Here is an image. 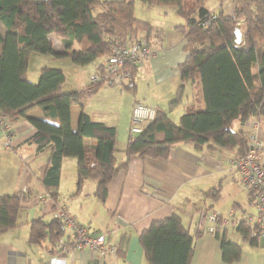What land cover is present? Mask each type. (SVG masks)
<instances>
[{
	"label": "trees",
	"instance_id": "1",
	"mask_svg": "<svg viewBox=\"0 0 264 264\" xmlns=\"http://www.w3.org/2000/svg\"><path fill=\"white\" fill-rule=\"evenodd\" d=\"M144 4L169 5L185 23L177 26L185 39L186 57L177 66L181 84L169 108L180 101L184 84L193 86L194 104L173 122L167 111H158L153 120L143 125L139 134L131 135L116 160V129L94 120L85 110L87 100L102 82L87 88L65 90V72L42 66L36 82L27 75L31 53L69 59L84 66L107 56L111 47L121 46L136 38L138 31L152 28L149 22L135 18L134 0H0V112L11 121L26 118L36 128L30 142L35 152L50 147L40 184L59 206V179L62 161L76 158V189L79 193L86 180H94V195L104 201L107 185L116 174L126 169L132 155L165 159L176 142H191L210 151L244 152L249 133L234 130V120L246 123L264 116V0H235L227 14L222 3L209 10L207 0H140ZM95 8H98L95 11ZM204 21H208L204 24ZM2 26V27H1ZM243 36L236 40L234 30ZM63 42L56 52L48 35ZM130 80L122 87L134 92L137 64L127 65ZM102 70V61L95 67ZM79 108L77 126L71 125V107ZM40 107L43 117L27 116ZM217 199L219 189L205 192ZM25 198L21 195L0 197V233L20 224L18 214ZM255 228L241 221L234 230L241 241L226 237L227 227L217 224L214 235L220 242L222 260L233 263L240 257L242 243L257 244ZM203 230L190 231L181 216L173 213L153 221L143 230L139 245L147 264H190L194 241ZM66 234L60 218L30 221L28 240L51 252ZM67 241V239H62Z\"/></svg>",
	"mask_w": 264,
	"mask_h": 264
},
{
	"label": "crops",
	"instance_id": "2",
	"mask_svg": "<svg viewBox=\"0 0 264 264\" xmlns=\"http://www.w3.org/2000/svg\"><path fill=\"white\" fill-rule=\"evenodd\" d=\"M158 6L165 10L158 14L157 18L141 19L149 22L152 28L148 31H138L136 34V37L147 39L151 48L156 51V56L138 66L137 71L140 70L149 78L154 77L163 91L161 97L151 96V93L145 92L137 95L136 82L132 94L123 92L122 89L125 88L122 86L103 85L94 94L102 93L104 98V103L100 107L102 110L91 111L92 109L87 108L88 101L94 95L85 105V110L94 120L115 127L116 135L120 124L122 127L124 125L118 114L122 102L126 104L128 111V115L124 116V122L128 116L130 118L131 107L136 101L159 106L162 112L167 111L168 117L175 123L186 108L194 104L193 86L187 82L184 84L180 101L169 108L168 103L176 97L177 88L181 84L177 66L186 57L183 48L185 39L177 30V26L184 24L185 20L182 18L181 21L176 7ZM48 37L53 43L54 50L61 52L62 40L54 34H49ZM49 59L56 63L50 65L51 67L60 68L64 72L66 67H69L76 72L69 59H57L52 55ZM101 61L102 58L94 64L93 71L78 84L76 80L80 75L77 77L74 75L71 80L66 76L63 88L65 90L87 88L89 76L96 71L95 67ZM38 77L39 70L36 81ZM184 96L185 100L182 102ZM160 100L165 101V105L160 103ZM112 101H116L117 104L110 109H104ZM78 115L79 108L72 106L71 125L74 129L77 126ZM27 116L43 117V111L40 107H35L27 112ZM234 121L239 123L235 130L248 133L256 131L257 137L264 143V116L253 117L244 124L238 120ZM255 123L256 129L253 127ZM10 125L15 137L10 148L4 146V130L0 128V197L16 194L23 196L25 201L18 214L20 224L0 233V264H147L138 241L140 233L153 221L161 220L173 213L181 216L182 222L190 231L194 228L204 231L194 241L190 264H264V236L257 237L255 246L242 243L239 259L233 263H226L222 260L219 240L214 234L205 231L206 214L209 210L226 213L230 208H235L237 215L254 210L252 194L239 185L238 174L229 163V159L237 152L210 151L206 147L197 148L191 142H176L171 146L165 159L132 155L126 169L120 170L108 183L104 201H100L94 195L96 188L94 180H86L81 191L74 195L77 179L76 158H65L60 169L59 206L54 211L53 201L40 184L50 147L35 152V145L30 142V138L35 134L36 128L28 119L19 118L11 121ZM128 137L129 130L125 142ZM118 152L121 150L116 152V160L119 162L124 157L122 153L121 156L117 155ZM257 157L264 166V146ZM66 166L68 175L65 177ZM213 188L219 189L217 199L205 195L206 191ZM61 207H65L90 233H105L110 243L115 246V252L104 257L93 255L87 249L52 254L46 249L49 245L47 240L43 242L44 247L30 243L28 240L30 221L38 217L49 221L56 216ZM65 232L62 239L69 238V230ZM226 237L231 241H241V236L233 226H227Z\"/></svg>",
	"mask_w": 264,
	"mask_h": 264
},
{
	"label": "built area",
	"instance_id": "3",
	"mask_svg": "<svg viewBox=\"0 0 264 264\" xmlns=\"http://www.w3.org/2000/svg\"><path fill=\"white\" fill-rule=\"evenodd\" d=\"M208 21H204L206 24ZM154 51L145 37H136L121 46H112L110 53L102 60V70L95 71L89 76V82H102L107 87H120L130 80V71L127 65L140 66L154 58ZM161 111L157 105H146L136 101L131 107L130 128L131 135L139 134L143 125L154 119L156 113ZM10 119L0 112V128L4 130L6 148L14 144V135L11 130ZM256 129V123L253 124ZM264 143L256 135L250 132L244 152L235 153L230 159L231 167L238 174L239 185L252 194L253 212L237 215L235 208H230L226 213L209 210L206 214L207 226L205 231L213 234L217 224L223 227L237 226L241 221L251 225L254 229L253 236H264V166L258 160V152ZM56 216L61 219L65 230L70 235L67 241L59 240L56 243V253H65L70 250L87 249L93 255L104 257L115 252V246L110 243L105 233H90L84 225L78 223L76 218L68 213L65 207H61Z\"/></svg>",
	"mask_w": 264,
	"mask_h": 264
},
{
	"label": "rangeland",
	"instance_id": "4",
	"mask_svg": "<svg viewBox=\"0 0 264 264\" xmlns=\"http://www.w3.org/2000/svg\"><path fill=\"white\" fill-rule=\"evenodd\" d=\"M222 3L223 10L227 13L230 14L232 12V7L233 4L235 3V0H207L205 2L206 7L209 10H216L219 7V4ZM98 8H95V11H97ZM165 9L160 8L158 5H148L142 3L140 0H134V16L137 19H155L158 17V14L162 13ZM182 21V17H181ZM184 21V19H183ZM2 27V26H1ZM50 55L48 54H38V53H31L30 59H29V66H28V78L32 82H36L37 75H38V70L40 69L41 66L43 65H56L52 59H49ZM70 62V61H69ZM96 62H99V59H96L95 61L88 63L84 66L72 64L73 68H75V71H72L73 69L66 67L65 69V75L69 76V80H71V77H74V75L77 77V75H80L78 79L76 80V83H80L81 79H84L87 74L91 73L94 69V64ZM54 63V64H53ZM140 67V66H139ZM75 73V74H74ZM71 75V76H70ZM71 82V81H69ZM135 82L137 84V95L142 94L143 92L147 94H152L151 96H158L161 97L160 95L162 94V90L160 86L155 82L154 77L149 78L148 76L142 74V72L139 70L136 73L135 77ZM123 92H126L127 94H132V90H125L122 89ZM91 98V97H90ZM103 95L102 93H99L97 95H94L89 101H88V109H92L91 111H98L102 110L101 104L104 103L103 100ZM185 96L182 102H184ZM159 101V100H158ZM119 102V101H118ZM120 103V102H119ZM160 103L165 105V101L160 100ZM117 104L116 101H112L111 104H108L107 106L104 107V109H110L114 107ZM121 104V103H120ZM112 105V106H111ZM119 114V119H122L124 125L122 127V124H120L119 128L117 129V135H116V143L115 147L117 150H122L126 143L125 138L128 135V130L131 124V120L128 116L127 120L124 122V116L128 115L127 111V106L122 102V105L120 106L118 110ZM237 121H233L232 123V128L235 130L238 126ZM126 129V130H125ZM117 155L121 156V152H118ZM65 170V169H64ZM72 171V170H71ZM65 177L68 175V168L66 166V170L64 171ZM185 222L186 218H185Z\"/></svg>",
	"mask_w": 264,
	"mask_h": 264
},
{
	"label": "water",
	"instance_id": "5",
	"mask_svg": "<svg viewBox=\"0 0 264 264\" xmlns=\"http://www.w3.org/2000/svg\"><path fill=\"white\" fill-rule=\"evenodd\" d=\"M234 33H235L236 40H237V41H240V40L242 39V35H241L239 29L236 28V29L234 30Z\"/></svg>",
	"mask_w": 264,
	"mask_h": 264
}]
</instances>
